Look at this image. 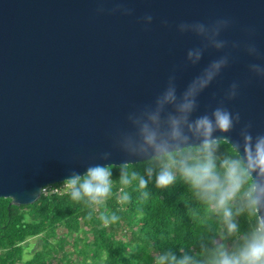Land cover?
I'll return each mask as SVG.
<instances>
[{
	"label": "water",
	"instance_id": "95a60500",
	"mask_svg": "<svg viewBox=\"0 0 264 264\" xmlns=\"http://www.w3.org/2000/svg\"><path fill=\"white\" fill-rule=\"evenodd\" d=\"M218 19L230 21L215 38L228 41L232 62L197 98L193 118L210 114L235 80L239 95L227 106L264 132V79L247 67L264 56L246 51L254 43L264 54V0H0V197L29 204L91 165L148 160L135 151V121L169 75L179 95L222 54L209 47L186 63L212 31L201 39L177 25ZM239 129L214 135L236 141Z\"/></svg>",
	"mask_w": 264,
	"mask_h": 264
},
{
	"label": "clouds",
	"instance_id": "9594fccd",
	"mask_svg": "<svg viewBox=\"0 0 264 264\" xmlns=\"http://www.w3.org/2000/svg\"><path fill=\"white\" fill-rule=\"evenodd\" d=\"M146 20L150 22L152 17ZM229 23L218 19L212 24L195 21L177 25L180 33H194L201 39L212 31V38L187 50L186 63L198 64L209 47L222 54L211 60L179 95L175 76L169 75L154 105L143 113L146 118L135 121L139 125L135 151L150 153L149 166L142 175L127 164L121 165L119 183L128 187L135 182L142 200L150 196V183L161 191L182 183L188 200L203 210L196 219L199 231L194 233L188 249L166 247L151 257L150 264H264V132L254 131L251 122L242 123L240 113L227 106L239 95L240 82L234 80L228 85L210 114L193 118L197 98L232 62L226 51L228 41L215 38ZM246 51L257 58L264 56L254 43ZM247 67L250 74L264 79V62ZM168 105L174 110L162 119L161 113ZM237 125L240 129L236 141L214 135L229 133ZM224 143L229 144L227 151H221ZM67 181L70 198L90 207L104 205L113 195V171L103 163L91 165ZM118 200L128 202L130 195L122 189ZM99 218L105 226L119 219L115 213Z\"/></svg>",
	"mask_w": 264,
	"mask_h": 264
},
{
	"label": "trees",
	"instance_id": "16d2710c",
	"mask_svg": "<svg viewBox=\"0 0 264 264\" xmlns=\"http://www.w3.org/2000/svg\"><path fill=\"white\" fill-rule=\"evenodd\" d=\"M228 147L224 143L221 151ZM149 159L127 165L143 175ZM121 165L108 166L115 182L113 195L102 206L73 201L68 187L41 193L29 204L15 205L9 197H0V264H150L166 247L187 250L203 210L188 200L184 185L161 191L150 183V196L142 200L135 182L128 187L119 183ZM64 183L68 181L51 186ZM122 189L130 195L128 202L118 200ZM112 213L119 219L105 226L99 217ZM33 236L41 245L24 258V241Z\"/></svg>",
	"mask_w": 264,
	"mask_h": 264
},
{
	"label": "rangeland",
	"instance_id": "374dc122",
	"mask_svg": "<svg viewBox=\"0 0 264 264\" xmlns=\"http://www.w3.org/2000/svg\"><path fill=\"white\" fill-rule=\"evenodd\" d=\"M67 187H68V184L62 185L63 189H66ZM23 245L25 247L24 258H28L34 249L40 247L41 241H40L39 237L33 236V237H29L27 240H25Z\"/></svg>",
	"mask_w": 264,
	"mask_h": 264
},
{
	"label": "built area",
	"instance_id": "2783aa9c",
	"mask_svg": "<svg viewBox=\"0 0 264 264\" xmlns=\"http://www.w3.org/2000/svg\"><path fill=\"white\" fill-rule=\"evenodd\" d=\"M64 184H68V183H64ZM52 184L50 185H47V186H44L41 190V193H48V192H59V191H62V186L60 188L58 187H54V186H51ZM65 190V189H63Z\"/></svg>",
	"mask_w": 264,
	"mask_h": 264
}]
</instances>
